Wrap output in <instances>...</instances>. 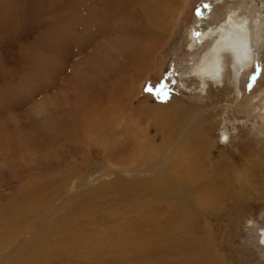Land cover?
Returning <instances> with one entry per match:
<instances>
[{
	"label": "rangeland",
	"instance_id": "rangeland-1",
	"mask_svg": "<svg viewBox=\"0 0 264 264\" xmlns=\"http://www.w3.org/2000/svg\"><path fill=\"white\" fill-rule=\"evenodd\" d=\"M240 1L245 0H192L178 31L165 29L169 52L162 77L144 80L135 101L148 97L147 105L157 110L156 105L166 106L159 99L171 95L182 102L186 114L167 125L168 144L158 137L163 151L152 163L137 162L135 157L143 155L132 160L127 151L118 160L117 155L102 158L95 151L93 162L80 169L82 177L71 180L61 170L34 166L29 172L33 182L26 178L22 186L14 167L0 172L3 214L10 213L6 204L16 197L10 196L14 188L24 195L47 179L43 174L56 176L51 180L56 189L51 199L34 204L21 221L0 222V264L14 257L27 259L26 264H264L259 235L264 231V8L257 29L261 52H255L252 66L237 81L226 75L232 74L227 55L221 80L200 84L191 67L208 43L188 50L193 25L210 23L214 13L220 17L216 25L221 24L227 8ZM148 130L152 137L151 125ZM115 131L111 144L122 138ZM194 135L207 144L198 174L184 169L193 164L189 149ZM162 177L169 179L166 188L160 184Z\"/></svg>",
	"mask_w": 264,
	"mask_h": 264
},
{
	"label": "bare ground",
	"instance_id": "bare-ground-1",
	"mask_svg": "<svg viewBox=\"0 0 264 264\" xmlns=\"http://www.w3.org/2000/svg\"><path fill=\"white\" fill-rule=\"evenodd\" d=\"M253 2L240 1L227 8L219 26L220 17L214 13L210 23L203 24L201 19L191 27L189 51L208 43L200 61H193L191 67L200 84L221 80L227 55L232 59V74L226 71V75L233 81L252 66L255 52H261L257 29L264 8V1ZM191 5L192 0H0V172L14 167L22 185L26 178L33 180L29 172L34 166L61 170L70 180L80 177V169L93 162L95 151L102 158L117 155L118 160V155L127 151L132 160L143 155L135 157L137 162L156 160L163 151L158 139L163 145L168 142L167 125L177 123L186 110L171 95L159 99L166 106L155 104L157 110L147 105L148 97L135 100L144 80L162 77L169 52L165 29L178 31ZM115 129L122 138L111 144ZM190 143L191 168L181 166L182 159L175 161L186 172L198 174L207 144L199 135ZM43 176L47 179L35 182L24 195L18 193L19 187L14 188L10 196L16 197L6 201L10 213L0 211V222L21 221L34 204L51 199L56 192L51 180L56 176ZM163 177L160 184L166 188L169 179ZM260 231L264 245V231ZM16 259L7 264H26L27 259Z\"/></svg>",
	"mask_w": 264,
	"mask_h": 264
}]
</instances>
